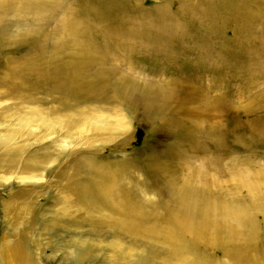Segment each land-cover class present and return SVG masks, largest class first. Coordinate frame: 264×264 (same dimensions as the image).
<instances>
[{
	"label": "bare ground",
	"instance_id": "6f19581e",
	"mask_svg": "<svg viewBox=\"0 0 264 264\" xmlns=\"http://www.w3.org/2000/svg\"><path fill=\"white\" fill-rule=\"evenodd\" d=\"M83 1L89 7L86 6V9L76 15L73 0H0V129L6 122L13 128L20 127L27 135V144L17 150L13 146L18 145L23 136H0V170L8 166L14 171V168L21 166L20 157L25 154L31 156L30 151L35 147L31 137L36 132V123H52L38 111V101L34 94L36 85L41 87L44 94H71L73 104L62 105V110L68 115L58 116V119L68 118L67 126L70 129L82 124L100 126L116 120L122 116L121 112L125 113V119H130L136 109L141 110L145 116L153 118V124L162 123L160 131L173 140L170 150L167 149L162 158L171 156L174 147L182 149L192 146L195 152L209 156L211 151L208 153L201 150L213 148L220 159H210L209 162L216 168L225 163L221 158L232 154L231 147L249 152L264 148V120L260 117L253 119L249 125L248 122L238 125L233 118L234 122L229 123L232 125L230 127L220 120L221 113L225 112L230 100H233L229 93H238L241 86L253 89L264 85V43L261 41L264 33V2L204 0L199 7L186 0L181 1L185 8L181 14L189 22L186 26L173 24L172 28L170 26L167 29L149 26L144 21L131 22V19L125 20V26L119 28L108 25L102 35L112 37L113 42L122 37L118 33L120 28L126 30L124 37H128L127 41L147 36L150 39L152 33L144 34L140 30L143 23L154 31L161 30L162 35L154 42L159 45L155 49L153 47L152 56L159 58L161 62L162 59L166 60V63L163 62V70H170L171 77L169 82L155 84L145 81L140 84L138 79L112 69L106 63L108 48L98 47L97 37L101 26L97 24L101 20L111 19L113 12L106 10L101 14L95 0ZM141 1L125 4L133 10H139ZM199 19L204 20L212 31L204 34L199 30L198 34L202 38L191 39V34L186 30L199 28L196 24ZM231 23L235 27H230ZM227 27L232 28V39H228L229 36L225 34ZM96 30L99 31L97 36ZM157 33H154L156 37ZM214 40L219 43L215 44ZM190 44L201 49L187 50ZM133 47L136 49V46ZM22 48L27 51V56L23 59L15 61L9 57L11 52ZM187 51L197 58L186 57ZM137 52L138 49L133 53ZM58 56H63V63L59 64L61 61L56 58ZM243 72L244 79L240 77ZM187 82H195L196 88L186 91L184 85ZM207 82L211 86L206 85ZM226 88L230 91L227 92ZM212 94L219 95L211 100L207 99ZM255 98L257 99L249 100V111L259 103L264 108V95L260 94ZM179 100L181 103L177 105L179 110L176 111L178 108L174 110L172 105ZM202 102L206 109L217 111L220 116L213 117L200 110ZM194 105H197L194 110L199 112L191 111L190 107ZM170 109L171 112L168 113ZM245 112L243 113L246 114ZM202 116L211 120L212 124L204 125L207 120ZM249 117H255V113L251 112ZM246 126L251 137L242 136L240 132ZM65 145L61 143L53 152L58 159L65 154ZM49 149L50 146L39 147L35 154L41 155L44 160H34L32 157L31 161L22 165L23 174H30L38 165L42 169L51 158ZM3 150L6 155L1 154ZM258 157H236L230 161L231 172L239 173L238 178L241 179L234 192L241 191L242 187L246 188L257 206L253 205L249 195L251 202L248 204L236 200L240 199L239 195L231 202H224L228 199L225 195H214L213 190L207 186L195 185L196 182L190 183L192 181L180 188L172 186L162 191L160 189L163 188L159 189L154 183L155 179H150V172L159 173V170L153 168L145 174L147 179L142 188L127 191L121 185V180L126 179L129 174V162L122 163L120 175L114 172L107 174L101 170L105 174L91 177L85 184L74 189L76 200L70 201L79 213L85 210L94 220L86 218L87 215L78 218L65 216L69 219L67 224L58 225L63 227L68 242L62 244V250H59V245L56 246L53 260L71 264L86 262L87 259H90L88 263L91 264L98 260V264H212L206 260L207 256L200 246L190 239L191 235L197 234L203 244L215 243L219 250L215 252H219L223 258L239 263L242 257L227 251L224 244L226 240L237 241L241 231L254 234L258 230L256 213L264 212V167L255 164ZM43 171L47 172L46 169ZM256 175L262 180L257 179ZM19 179L22 178H17ZM3 187L0 184V191ZM158 192L163 196L156 195ZM155 198H162V201L158 200L154 204L152 200ZM160 209L165 216H161ZM96 213L104 214V217H97ZM107 215L110 217L107 218ZM113 217L119 219L113 220ZM21 218H24L22 214L17 219V226L21 225ZM10 230L12 235L4 236L12 239L7 243L2 242L0 264H39L43 259L51 261L50 256L36 254V251L41 252L43 246L33 237L32 226L27 224L18 233V230ZM92 252L99 254L95 257Z\"/></svg>",
	"mask_w": 264,
	"mask_h": 264
},
{
	"label": "rangeland",
	"instance_id": "374dc122",
	"mask_svg": "<svg viewBox=\"0 0 264 264\" xmlns=\"http://www.w3.org/2000/svg\"><path fill=\"white\" fill-rule=\"evenodd\" d=\"M95 1L99 6L98 9L101 10V14H103L106 10L113 12L111 19L101 20L98 24L96 23L97 25L101 26H97L100 27L99 35V31L96 30L95 33L96 36L98 35V47L101 49H103V47L108 48V52L106 53V63L110 67H113L112 69H117L119 72H121L120 74L126 73L127 75L138 79L140 84H143L145 81L153 82L155 84H159L164 81L169 82V78L171 77L170 70H163L166 60L161 58V62L159 58L152 56L153 50L155 47H158L157 45H159L158 43L154 42L156 41V38L158 39L160 38V35H162L160 33L161 30L154 31L149 26L155 25L168 29L170 26V28H172L173 24L176 26H186V24H189V22L187 23L186 16L181 14L183 9H185L182 7L181 1L186 2V0H142L140 2L139 10L137 8L133 10L132 7H128V4H125H134L135 0H127L128 2L126 0ZM189 1L192 4H198L200 7L201 1L204 0H187V3H189ZM261 1L264 2V0ZM73 2V8L76 10V15L83 11L86 6H88L83 4V0H73ZM194 6L195 5L192 7L194 8ZM198 16L199 15L197 14L196 18ZM172 19L176 20L171 23ZM125 20H130L131 22L144 21V23L149 26L146 27V25L143 23L141 24L143 28L140 30H143V32H141L144 34L147 32L151 35L152 33V37L149 36L151 40L148 39L147 36V38L127 41L128 37H124L126 30L123 28L118 30V33L122 34V37L116 38L119 41L116 40L113 42L112 37L102 35L103 31L108 25L117 26L116 28H119L121 26H125ZM131 22L129 24H132ZM196 24L199 28H192V30L186 31L191 34V39H195V37H197V39L200 40L202 37L198 34V32H200L199 30L205 32L204 34H206L208 31L210 32L211 28L208 27V24H205L204 20L202 19H199L198 23ZM233 25L235 27V24H229L230 27ZM144 26L146 30L144 29ZM228 27L225 31V34L229 36L228 39H232V28L228 29ZM157 29L158 28L156 27V30ZM155 32H158L157 37L154 34ZM261 41L264 43V33L263 39H261ZM214 42L215 44L219 43L218 40H214ZM140 43L143 44L141 45ZM187 43L189 42L187 41ZM190 45L193 48H191ZM190 45L187 46V50L191 51L193 49H201L196 45L194 46V44ZM133 46H136V49H138L137 53H133L134 50H136ZM69 49H71V47ZM140 49L142 53H140ZM26 53L27 51L25 48H22L20 51L7 54H10L9 57L13 60L19 61L20 59H23V57L27 56ZM147 56H149L148 59ZM186 57L189 59L197 58L196 55L189 53L188 51ZM56 58L61 61L59 64L64 62V60H62L63 56H58ZM152 58L153 60L156 59L154 61H156L158 65L156 62L154 63ZM240 77L244 79V72ZM207 79L209 81L211 80L210 77H207ZM207 83L208 84L206 85L211 86V84H209L210 82ZM196 86L197 85L195 82H187V84L184 85V88L186 91H192L194 88H196ZM263 86L259 85L253 89H248L246 86H241V89H239L240 91L238 93L236 91L229 93L230 95L232 94V97H230L235 101L230 100L231 103H229L227 108H225V112L221 113V116L217 111H210L206 109L204 102H202L203 106L200 108V110L205 111V113H208L213 117L220 116V120H222L228 127L232 126L229 123H232V121L234 122L233 118H235V123L238 125H245L247 122V125H249V122H251L253 119H256V117H260L262 120H264V108L262 107V104L259 103L255 107H252L253 110L251 109L249 111L248 109L249 100H256L257 98L255 97H257V95H264ZM36 89L37 90L34 94L36 95L38 101V111L44 116H47L48 120H50L52 123H49V125L42 124L41 121L36 123V132L33 134L35 137H31V142L35 145V147H33V149L30 151L31 156L25 154L20 157L19 160L21 162V166L14 168V171H11L8 166L1 168L0 170V184L4 185L3 189L0 191V254L3 250L2 242L4 241L3 243H7V241L12 239L11 237L6 238L4 236L5 234L12 235L13 232L10 230V228L18 230V233L25 227V225L29 224L32 226L31 233L33 237L36 238L37 242L43 246L41 252L36 251V254L42 257L50 256L51 261L43 259L42 261H39V264H71L63 262L60 259L59 263L54 261L53 251L56 250L55 248L58 245L59 250L64 249L62 244L68 242L67 236L63 232V227L59 226L61 224H67L69 219L67 217L65 218V216L72 215V217L75 216L74 218H78L80 216L87 215V211L83 210V212H80V214L77 209L74 208V203L72 204V202L76 200L74 189H77L85 184L91 177H98L99 175H104L105 173L112 174L113 172L117 173L118 175L122 174L120 169L122 167V163L124 162L130 163L128 172L129 174H127L126 179L121 180V185L127 191L138 190L139 188H142V184L147 179V175L145 174L149 173L148 171L153 168L154 170H159V173L153 174L150 172V179H155L154 183L159 189L163 188L160 189L162 191H165L172 186L180 188L185 183L188 184L190 181H192L190 183L196 182L195 185L198 184L199 186H207V188L213 190L212 193L214 195H225L226 199H228L224 202H231L232 199L237 198L238 195L240 199L236 200L246 204L251 202L249 199V192H247L248 190L246 188L243 189L242 187L241 191L239 190L238 192H234L236 187H239L238 184L241 183V179L238 178L240 176L239 173H236L235 171L231 172L232 169H230V163L232 162L231 159L234 160L236 157L248 158L258 155L259 159L256 158L255 164L258 163L257 165L264 167V148H259L257 150L255 149L256 151L252 150L253 152H249L248 150L231 147L230 151H232V154H229V157L227 156L225 158H221V160H223L225 163L223 162L224 164L222 166L218 165L216 168L211 166L209 162L210 159H220L218 158L219 156L217 157V154H215L212 150L213 148L201 150V152L208 151V153L211 151L212 156H209L207 154L202 155L204 153L200 154L195 152L192 146H187L186 148L182 149H176V147H174L171 150V156L162 158V155L166 153L167 149H169L172 145L173 140L170 137H166L165 134L160 131L162 129V123L156 122L153 124V118L145 116V113L143 114L141 110L136 109L134 111L133 118L130 119H125L123 117L125 113L121 112L120 115L122 116L116 120L108 121L106 124L100 126L82 124L78 128H76V126L73 129H70L69 126H67L68 118L58 119V116L68 115L62 110V105L63 103H68L71 105L73 104L71 94L67 92L59 93L60 95L56 93L44 94L41 87L38 88L37 85ZM226 90L227 92L230 91L227 88ZM25 92H27V88H25ZM218 95L219 94L209 95L207 99L211 100ZM180 103L181 101L179 100L173 104V109L175 110V108H178L176 109V111H178L179 107H177V105ZM195 106L197 105L191 106L190 108L191 111L197 113L199 111L194 110ZM257 107H259V109H257ZM169 112H171V109L168 111V113ZM251 112L255 113V117H249ZM202 118L207 120L205 116H202ZM59 121L60 123H58ZM203 124H212V121L207 120ZM243 131H246V133ZM240 132L243 134L242 136L246 135V137H251V133L248 131V126H246V128L244 127ZM0 136H23L19 141L20 143L13 146V149L15 150L20 147H25L27 144L26 131H23L20 127L13 128L6 122L0 129ZM38 142H41V144ZM61 143L66 144L65 146H67V149L65 154H63L61 158L58 159L54 153L55 150L58 149L57 146L61 145ZM43 146H50L49 155H51V158L47 160L42 169L38 165L37 167L33 168L34 170L30 174H23L22 165L31 161L32 157L34 160H44V158H41V155L35 154V151L38 150L39 147L41 148ZM1 154L6 155V151L3 150ZM261 157L263 159H261ZM138 168L141 169L139 170ZM44 169H46L47 172H44ZM101 170L103 172L105 171V173L101 172ZM254 173L255 172H253V174ZM235 175H237V177H235ZM19 177L22 179L17 180ZM243 177L245 176H242V178ZM256 178L262 180L260 176L256 175ZM139 183L141 185H139ZM156 195H159V197L163 196L161 193ZM250 197L252 199V196ZM71 200L72 202H70ZM158 200L162 201V198H155L152 200V202L156 204ZM252 200L253 205L257 206V204L254 203V198ZM149 207L155 208L156 206L149 205ZM21 214L24 216V218L20 219L21 225L17 226V219L19 216H21ZM160 214L161 216H165L161 209ZM95 215L101 218L104 217V214L96 213ZM108 217L110 216L107 215V218ZM86 218H89V220H94V218H91L88 215ZM112 219L114 220L119 218L113 217ZM55 223L57 225L54 226ZM256 223L258 225V230L254 234H252L250 231H241L237 241H225L224 248L227 251L242 257L239 263H235L227 258H223L219 252H215L219 251L215 243L210 242L208 245H205L199 240L200 236L197 234L191 235L190 239L200 246L201 251L207 256L206 260H209L212 264H264V212L256 213ZM84 224L87 225L86 223ZM92 253H94L95 257L97 254H99L95 252ZM59 255L62 256L61 253ZM89 260L90 259H87L86 262H81L79 264H91L88 263ZM0 263H2L1 255ZM98 263L99 260L94 264Z\"/></svg>",
	"mask_w": 264,
	"mask_h": 264
}]
</instances>
